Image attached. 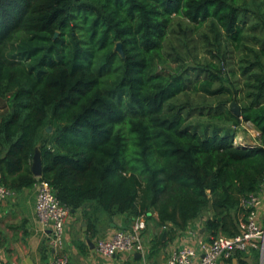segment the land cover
Segmentation results:
<instances>
[{
  "label": "trees",
  "instance_id": "obj_1",
  "mask_svg": "<svg viewBox=\"0 0 264 264\" xmlns=\"http://www.w3.org/2000/svg\"><path fill=\"white\" fill-rule=\"evenodd\" d=\"M262 7L264 0L258 7L239 0H0V100L7 95L11 103L0 119V184L19 192L43 179L64 205L94 200L110 216L155 211L169 234L210 210L203 222L210 234H236L240 202L264 173V62L245 59L248 90L238 115L228 100L172 104L191 85L237 100V88L220 83V68L170 72L157 64L175 16L192 25L211 20L240 48L247 31L261 33L264 56ZM117 43L122 56L113 51ZM196 114L203 125L188 122ZM242 122L258 132L256 143L234 142L232 127ZM36 146L39 178L31 167Z\"/></svg>",
  "mask_w": 264,
  "mask_h": 264
},
{
  "label": "crops",
  "instance_id": "obj_2",
  "mask_svg": "<svg viewBox=\"0 0 264 264\" xmlns=\"http://www.w3.org/2000/svg\"><path fill=\"white\" fill-rule=\"evenodd\" d=\"M36 148L40 151L38 146ZM35 196L34 186L24 188L0 204V264H48L52 261L55 254L48 245L49 231L41 225L34 211ZM68 208L62 253L69 264H161L177 245L187 241L183 233L169 234L170 225L167 223L163 228L156 212L151 211L142 217L146 221L144 241L148 248L143 257L128 252L105 256L95 249L97 238H108L118 228H130L136 217L127 213L110 216L94 200ZM205 215V218L200 217L205 220L210 210ZM207 232L203 225L200 234L205 237ZM258 255L257 251H252L247 254L248 258L231 260L230 264H260ZM218 264L225 263L220 260Z\"/></svg>",
  "mask_w": 264,
  "mask_h": 264
},
{
  "label": "built area",
  "instance_id": "obj_3",
  "mask_svg": "<svg viewBox=\"0 0 264 264\" xmlns=\"http://www.w3.org/2000/svg\"><path fill=\"white\" fill-rule=\"evenodd\" d=\"M34 187V211L41 225L49 231L48 245L55 254L48 264H69L62 253L69 208L58 199L47 181L38 179ZM14 195V191L0 184V204ZM240 206L243 215L238 219L236 234L212 235L207 232L203 237L200 228L204 219L199 217L184 231L178 232L183 233L187 241L177 245L166 262L161 264H218L220 260L230 264L231 260L248 258L247 254L252 251L258 252L261 264L264 259V173L257 190L242 198ZM142 217H136L130 228H118L108 238H97L96 251L109 257L123 252L133 255L138 252L143 257L148 248L144 241L146 221Z\"/></svg>",
  "mask_w": 264,
  "mask_h": 264
},
{
  "label": "rangeland",
  "instance_id": "obj_4",
  "mask_svg": "<svg viewBox=\"0 0 264 264\" xmlns=\"http://www.w3.org/2000/svg\"><path fill=\"white\" fill-rule=\"evenodd\" d=\"M239 3H241V6L245 4L258 7L260 0H239ZM73 31L74 34L79 36L83 33L84 29H82L81 26H77L74 27ZM246 33L249 37L244 41V46L240 48L225 41L219 27L211 20H205L200 25H192L190 22L175 16L169 27V34L165 39L163 50L164 59L157 64V69L175 72L183 66L186 68L188 66L200 64L206 65V67L208 66L207 69L211 70L212 65H214L220 68L221 71L223 70L220 83L228 88H232L233 86L239 91L237 100L235 99L234 101L235 103L237 102L236 105L239 104L240 106L242 102L245 101L246 91L248 90L247 87H245L246 78L241 75L246 57L256 65L264 62V56H261L262 54L259 52L260 43L257 42L262 34L251 33L250 31ZM57 36H59L58 32L55 37ZM66 38H68V36H66L65 39ZM18 42L19 38L14 41L13 45L10 44L9 48L12 46V49H15V45ZM113 51L121 56L123 55L117 48V44L113 47ZM252 72L257 73L258 67L254 65ZM190 74L193 73L190 71ZM191 77L193 79L194 76L191 75ZM228 80L232 81L231 85L228 83ZM193 90V85H191L186 93L177 96L174 101H172V104L187 103L189 106H207V104L215 105L219 100H222V102L228 100L227 103L232 101V98H229V94L226 92L211 97L203 93H196ZM9 108H11V103L8 100V96L5 95L0 100V119L8 112ZM204 120L203 117H199L196 114L190 117L188 122L191 124L197 123L203 125ZM216 124L224 126L225 128H230L229 124L220 121L216 122ZM46 128H49L46 130L47 132L52 131L51 125H47ZM232 130L236 133L234 137L235 143L247 141L254 144L257 142L258 133L254 130L250 122H242L237 129L232 127ZM205 216V214L202 215L203 218H205ZM261 264H264V259Z\"/></svg>",
  "mask_w": 264,
  "mask_h": 264
},
{
  "label": "water",
  "instance_id": "obj_5",
  "mask_svg": "<svg viewBox=\"0 0 264 264\" xmlns=\"http://www.w3.org/2000/svg\"><path fill=\"white\" fill-rule=\"evenodd\" d=\"M54 35L56 36L57 32H55ZM117 48L122 52V48H121L120 43H117ZM228 105H229L230 110L233 113H235L236 115L239 114V107H238V105H236L234 100H232ZM46 129L48 130L49 128H46ZM32 159H33L32 165H31L32 172L35 176H40L41 175V158H40V151L37 148H35V152L33 154ZM134 255L137 257L140 256V254L138 252H134Z\"/></svg>",
  "mask_w": 264,
  "mask_h": 264
}]
</instances>
